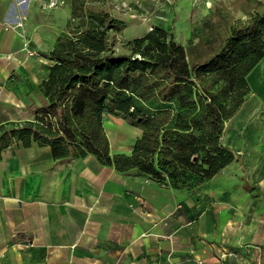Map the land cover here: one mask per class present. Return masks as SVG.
I'll use <instances>...</instances> for the list:
<instances>
[{
	"label": "crops",
	"instance_id": "1",
	"mask_svg": "<svg viewBox=\"0 0 264 264\" xmlns=\"http://www.w3.org/2000/svg\"><path fill=\"white\" fill-rule=\"evenodd\" d=\"M39 3L26 6L24 30H10L19 7L0 0V93L10 84L15 88L16 78L32 85L19 77L32 72L28 62L39 48L32 27ZM26 37L30 48L23 45ZM44 63L37 71L41 81L48 75ZM262 63L248 76L258 97L224 134V144L241 161L194 191L120 174L93 156L60 161L48 147L7 149L0 159V264H264V123H258L261 131L254 123L255 106L264 102ZM18 95L9 109H0V126L31 120L39 91V104L26 107ZM20 105L26 116L18 119ZM257 149L244 163L243 156ZM243 180L254 186L250 193Z\"/></svg>",
	"mask_w": 264,
	"mask_h": 264
},
{
	"label": "trees",
	"instance_id": "2",
	"mask_svg": "<svg viewBox=\"0 0 264 264\" xmlns=\"http://www.w3.org/2000/svg\"><path fill=\"white\" fill-rule=\"evenodd\" d=\"M250 2L256 9L249 20L196 43L191 35L188 48L175 39L174 17L167 27L127 40V52L117 54L115 35L125 24L87 0H71L79 24L48 56L40 104L29 108L34 119L0 126V159L11 147L37 145L55 160L93 156L120 174L176 190L210 182L241 161L224 144L225 124L248 101V76L264 60V3ZM106 116L142 131L130 154H111ZM243 183L250 193L254 186Z\"/></svg>",
	"mask_w": 264,
	"mask_h": 264
},
{
	"label": "rangeland",
	"instance_id": "3",
	"mask_svg": "<svg viewBox=\"0 0 264 264\" xmlns=\"http://www.w3.org/2000/svg\"><path fill=\"white\" fill-rule=\"evenodd\" d=\"M13 1H16L19 7V14L17 16L19 21L14 25H7L6 28L10 30L13 28L24 30L27 27L25 23L29 20L28 7L26 8V6L30 5L33 1L40 2L39 6L36 5V10L32 14V27L38 37V39L34 38V40L39 48L34 51L33 57L30 56L32 59L28 62V66H31L32 72L28 74L23 72L19 77L22 80L28 79L30 81L29 83L32 84L31 87H24L23 84L25 81L21 83L16 78L13 85L16 87L22 85L23 87L20 89L16 87L12 88L10 84L9 88L5 89L3 93H0V109H9L11 107L9 102L13 99L20 98L18 94L22 95V101L25 107L32 102L39 104L37 94L41 79L37 71L40 72L39 69H41L43 62H45L44 64H49V66L51 65L48 56L57 39L63 34L69 33L70 29L75 28L79 24V19L73 21L71 17V0H65L63 5L56 8L58 10L69 9L70 13L67 17L52 12L56 9H49L45 4V0H32L28 1L27 4L21 5V0ZM259 1L264 3V0ZM87 2L89 6L96 10L102 9L111 12L117 20L125 24V28L115 35L113 49L117 54L127 52V49L124 47L127 40L144 36L155 26L167 27L171 25L174 17H176L173 25L175 39L185 48H188L189 41L192 37L191 35L194 36L195 43L202 37L207 39L210 34L215 33L216 28L224 31L230 24L236 25L239 22H246L256 9L255 3L250 2V0H87ZM110 6L112 9H110ZM23 35L25 36L24 33ZM30 44L29 38L26 37L23 40L24 47L28 46L30 48ZM263 66L264 63H262L261 67ZM252 80H254V83L256 82L254 78ZM262 92L264 98V90ZM256 97L258 96L251 88L248 101L234 118L226 122L225 131L231 123L243 115L247 104L249 105V103L253 102L252 100ZM21 108L22 106L20 105L15 110L18 112L15 115L18 119L26 116L25 113L21 112ZM254 111L257 115L256 119L260 121L256 122L260 124L264 123V102L262 100L256 104ZM13 113L16 114V112ZM30 118L31 120L34 119V115H31ZM14 122L19 123L18 121ZM256 122L254 121V123ZM104 126L111 154H130L136 139L141 134V130L128 124L126 120L118 116H106ZM254 128L256 129V127L252 129ZM262 145L264 146V137L262 139ZM258 150L260 149H257L251 154L244 155V163L247 161V158L258 155ZM263 209L264 204L259 206V214L263 212ZM261 219L264 220V217L261 216L259 221Z\"/></svg>",
	"mask_w": 264,
	"mask_h": 264
},
{
	"label": "built area",
	"instance_id": "4",
	"mask_svg": "<svg viewBox=\"0 0 264 264\" xmlns=\"http://www.w3.org/2000/svg\"><path fill=\"white\" fill-rule=\"evenodd\" d=\"M28 1H32V0H21L20 5L27 4ZM64 3H65V0H45V4L49 9L59 8Z\"/></svg>",
	"mask_w": 264,
	"mask_h": 264
},
{
	"label": "bare ground",
	"instance_id": "5",
	"mask_svg": "<svg viewBox=\"0 0 264 264\" xmlns=\"http://www.w3.org/2000/svg\"><path fill=\"white\" fill-rule=\"evenodd\" d=\"M258 69V68H257ZM254 81V80H253ZM263 91V90H262ZM263 93V92H262ZM250 117V116H249ZM255 117V116H254ZM253 116H252V118H254ZM250 119V118H249ZM253 120V119H252ZM254 121H256V119L254 120ZM257 123V126H258V122H256ZM264 125V124H263ZM256 126V125H255ZM259 128L261 127V125L260 126H258ZM263 127V126H262ZM257 129V130H260L261 131V128L260 129ZM256 133H257V131H256ZM258 134H260V133H258ZM257 134V135H258ZM254 137L256 136V134L255 135H253ZM254 139V138H253Z\"/></svg>",
	"mask_w": 264,
	"mask_h": 264
}]
</instances>
